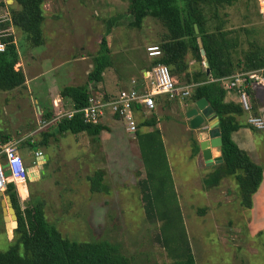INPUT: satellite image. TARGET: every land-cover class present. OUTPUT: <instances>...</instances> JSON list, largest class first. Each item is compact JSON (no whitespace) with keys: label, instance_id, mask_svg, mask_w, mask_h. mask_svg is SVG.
Here are the masks:
<instances>
[{"label":"trees","instance_id":"1","mask_svg":"<svg viewBox=\"0 0 264 264\" xmlns=\"http://www.w3.org/2000/svg\"><path fill=\"white\" fill-rule=\"evenodd\" d=\"M45 1L16 0L19 9L11 12L13 25L26 34L32 46H39L44 42L42 23ZM128 1L132 27H141L145 18L151 16L165 29L160 42L163 55L156 59L153 65L166 64L173 76L179 77L186 84H194L189 101L206 99L219 118L223 161L211 166V171L203 179L205 187L207 189L218 187L224 178L232 177L238 185L242 205L247 209L253 208V195L263 182L264 169L247 150L242 149L234 141L232 135L242 127H249L254 131L259 129L243 122L241 118L247 114L248 119V113L242 105L238 101H227V91L221 83L210 80L203 65L205 58L201 54L198 41L201 38L213 79L261 69L264 74V23L252 21L250 11L252 0H246L245 7L248 12L244 14V18L247 21L239 26H229L228 12V8L234 7L239 0ZM1 5L7 6L4 1ZM260 12L258 6L254 15L262 16ZM195 25L198 26V32ZM2 28L4 25L0 24V29ZM2 41L7 47L5 51L0 52V90H13L23 86L26 77L21 69H16L20 54L14 37L12 35L3 37ZM188 55L200 66L193 78L188 73L183 75L188 69ZM110 65L109 48L106 39H103L101 49L94 58V69L89 74V81H100L103 71ZM249 93L253 105L252 114L260 116L256 92L250 89ZM61 95L70 97L75 109H82L88 103L89 90L87 86H66ZM138 108L139 106L135 107ZM55 115L48 113L44 118L49 120ZM115 115L122 119L121 115ZM144 126L153 127V130L142 132L141 128ZM106 129L107 126L102 123L86 122L82 112H76L73 117H63L47 130L41 131L39 141L33 143L28 140L21 146L30 149L48 146L50 138H57L58 135L68 132L72 134L85 132L92 137L93 142H99L101 132ZM136 138L147 169V179L142 182L146 189L143 197L146 201V212L150 217H156L157 213L163 221L160 237L162 236L164 246L174 249L177 259L175 264H196L189 242L186 241L185 244L181 239L185 234L181 222L183 219L180 220L181 230L177 229L179 225H176L175 220L168 219L171 207L165 201L174 181L162 133L157 127V119L152 117L139 123ZM0 139L7 141L9 137L0 133ZM200 151L198 140L192 138L191 156L196 157ZM88 180L91 191H104L101 171H96ZM7 191L17 212L19 226L14 230L13 245L7 251H0V264H132L131 258L122 252L117 243L107 239L76 241L65 237L56 225L47 219L44 202L33 200L22 208L14 183L8 185ZM21 192L26 196L23 191Z\"/></svg>","mask_w":264,"mask_h":264},{"label":"rangeland","instance_id":"2","mask_svg":"<svg viewBox=\"0 0 264 264\" xmlns=\"http://www.w3.org/2000/svg\"><path fill=\"white\" fill-rule=\"evenodd\" d=\"M110 1L112 3L108 8ZM110 1H107L106 6L99 4L97 0H87L85 4L93 7L92 12L94 8L98 9L100 15L95 16V20L103 22L105 27H110L114 21H128L123 14L129 12V1ZM257 2L251 1V19L262 24L264 16L254 15L258 6L260 11V2ZM245 3L246 0H239L234 7L228 8L229 26L246 23L244 14L248 11ZM57 5L55 0H46L43 4L42 25L47 27L46 30L52 28L51 21L53 13H57ZM18 9L16 1L8 8L0 4V24L4 25V28L0 29V35L2 38L12 35L14 40L19 42L20 50L28 52L33 46L28 42L26 34L15 27L11 20V12ZM86 14L88 16V11ZM62 16L66 18L67 14ZM105 18L109 21L105 22ZM90 19L94 20V17ZM75 22L78 23L77 20ZM153 22H156V25ZM79 28L82 29L83 26L79 24ZM134 29H143L144 34L154 29L165 31L162 24L151 16L145 18L141 27ZM47 33L46 36L43 34V37L51 42L52 30ZM49 44L47 48L53 45ZM33 85V90L27 95L29 100L40 96L36 83ZM25 91V87L19 86L1 93L0 122L3 126L16 125L20 128L24 125L21 129H32L43 120V116H40L38 124H24L23 121L28 117L27 104L24 101ZM40 104H35L36 114L39 113ZM246 118L247 114L241 119L247 123ZM37 119L38 117L35 123ZM123 124L127 128L125 121ZM49 127H44L42 131ZM260 131L264 132L262 129L255 130L256 138L259 137ZM192 132L195 138L196 133ZM134 135L135 133L126 131L123 127L118 129L116 136L122 146L121 155L113 154L115 146L113 141L109 140L106 147L108 154L105 156L99 145L100 141L93 142L89 135V141H84L88 148L84 155L65 157L61 150L62 156H55V163L50 168L53 171L46 169V175H42L40 180L22 185L20 190H17L18 194L20 191L26 194H19L20 202L22 208L33 200L44 202L47 219L56 225L65 237L76 241L110 240L121 247L122 252L131 258L132 264H175L177 259L174 249L164 246L162 236L160 237L163 221L157 213L156 217H150L145 209L146 201L143 197L146 189L142 182L147 179V169L138 149L139 143L135 139L130 143ZM72 136V133H68L67 136H61V139L64 143H70ZM53 139L50 138L49 143L55 142ZM186 143L187 147L179 149L167 146L174 185L170 188L165 203L171 207L168 219L175 220L176 225H179L177 229L181 230L183 223L185 234L181 239L185 244L186 241L189 242L196 264H264V204L254 206L253 200L254 210L245 208L241 203L238 185L232 177L224 178L218 187L207 189L203 179L209 173V165H199L198 159L191 156L192 139L191 142L190 138L187 139ZM258 143L260 144V140ZM42 149L51 153L49 145ZM77 151L80 153V150ZM71 152L76 154L74 148ZM255 158L260 160L256 162L264 167L260 152L256 153ZM25 162L26 165L30 164V161ZM98 170L103 173L102 185L105 188L102 192H93L88 178ZM13 240L14 236H9L5 227L0 197V251H7L13 245Z\"/></svg>","mask_w":264,"mask_h":264},{"label":"crops","instance_id":"3","mask_svg":"<svg viewBox=\"0 0 264 264\" xmlns=\"http://www.w3.org/2000/svg\"><path fill=\"white\" fill-rule=\"evenodd\" d=\"M15 1L16 0H6L7 6L5 5V8H8L9 5H14ZM97 1L99 4L106 6L107 1L110 0ZM56 2H58L59 6L57 5V13H53V20L51 21L53 22L52 28L46 30L47 27L42 25L43 34L45 36L48 34V31L52 30L50 34L51 42H48L47 38L44 36L45 42L43 44L30 47L31 50L28 52L27 50L22 52L19 48V42L16 39L14 40L19 48L20 54V60L16 69H21L26 77V81L23 85L26 90L24 101L27 104L26 110L28 112L27 120L23 121L25 125L38 124L40 116H43V120L48 122L51 119L46 120L44 118L45 114H56L61 111H70L74 109L73 100L70 97H63L61 95V91L66 86H87L89 98L99 94L107 98H112L117 96L123 89L129 90L135 88L141 93L150 89L152 83L151 71L154 66L153 62L156 59L149 57L146 48L153 44L160 46L164 31H156L154 29V31L152 30L148 34H144L143 29H134V27H131L132 19H129L131 17L127 12L124 13L123 16L127 18L128 21H114L110 27H105L103 22L95 20V16H99L100 13L97 11V8H94L95 10L92 12L91 8L93 7L85 4L87 0H55V3ZM93 3L95 4V2ZM111 3V1L108 3V8H110L109 6H111ZM86 11H88V16ZM63 14H67L66 18L62 16ZM92 15H94V20L90 19V17L93 19ZM76 20L78 23L75 22ZM104 21L106 22L109 20L105 18ZM153 23L156 25V22ZM79 24L83 26L82 29L79 28ZM90 26H92V28H90ZM103 39H106V44L109 48L111 65L103 71L100 81H89V74L94 69V58L101 49ZM49 43L53 44L51 48H47L50 46ZM48 49H50V51H47ZM187 61L188 69L183 75L188 73L189 76L193 78L200 66L195 63L190 55L187 56ZM174 77L179 83L186 84L185 81H181L179 77ZM35 83L37 90L40 92L38 95L40 96L29 100L27 95L31 93L34 87L33 84ZM253 90L256 92V99H258V111L260 116L264 117V88L258 86L253 88ZM3 91L9 92L11 90H0V100H2L1 93ZM155 99L156 107L154 109L146 108L140 103L134 104V108L139 106L138 109H134L135 120L138 126L139 123L152 117L157 119V127L162 133V140L167 158V146L169 145L173 149H179L184 146L187 147V139L190 138L191 142V139L194 138L192 131H195V138L201 146V141L198 136L199 130L191 127V119L188 116V111L195 107V102L189 101L188 99L173 100L165 95H158ZM226 100L237 102L238 97L235 92H228ZM37 102L41 103L40 108L37 107L39 111L38 114L35 113V104ZM36 117H38V121L35 123ZM101 123L108 128L103 130L100 135L99 145H101V150L106 156L108 154L106 147L108 146L109 140H111L115 146L113 154L121 155L122 146L118 141L116 133L120 127L128 131L123 124V120L107 112L106 115L103 116ZM51 124L53 123H50L49 126ZM39 125L32 129H21L24 125L18 128L16 125L15 127L10 125L3 126L0 122V133L8 136L9 140L17 143V148L23 158H25L26 161H30V164L27 165L30 170L33 169L32 162L35 157V152L37 151L41 150L43 152L44 158L40 160L41 163H43L41 173L42 175H46V169L53 171V169L50 168L52 164L55 163V156L61 154V150H63V156L65 157L68 155H76L75 157H77L84 155L86 149H88L84 141H89L90 137L86 135L85 132L73 134L70 138V143H64L61 139V136H67L69 132L61 136L58 135L57 138L53 139L55 142L48 144L51 148V153L43 151V147L35 149H30L26 146L22 147V143L28 140L33 143L40 140V133L43 129H39ZM206 125L207 123H205V126ZM141 130L142 132H149L153 130V127L144 126ZM255 134L256 132L251 128L242 127L238 131H235L232 136L234 141L242 149L247 150L256 161L255 155L258 152H260V155H262L264 159V132H259V139L255 137ZM20 135L22 137H20ZM132 139H135L138 143L136 132L130 139V143H133V141H131ZM259 140L260 144L258 143ZM59 144L61 146H59ZM72 148H74L76 154L71 152ZM77 149L80 150V153ZM138 149L140 151L139 147ZM46 155H49V159H46ZM195 158L198 159L199 165L200 163L201 165L206 163L203 158L202 149ZM257 161L260 162V160ZM210 171L211 166H209L208 172ZM34 178L35 175L31 173L27 184L40 180ZM253 200L254 206L264 204V179L259 190L253 195ZM254 208L255 207H253L252 210H254Z\"/></svg>","mask_w":264,"mask_h":264},{"label":"built area","instance_id":"4","mask_svg":"<svg viewBox=\"0 0 264 264\" xmlns=\"http://www.w3.org/2000/svg\"><path fill=\"white\" fill-rule=\"evenodd\" d=\"M5 0H0L1 2ZM260 11L264 15V0H259ZM7 44L2 41L0 35V52L6 50ZM149 57L158 59L163 55V51L159 45L153 44L146 48ZM203 65L205 66L204 62ZM151 87L147 91L141 93L135 88L129 90H121L119 94L112 98H107L103 95H94L88 99V104L80 109H72L70 111H61L56 113L50 121H41L39 129H43L50 123H55L63 117L71 118L76 112H82L84 120L88 123L99 124L102 122L103 116L107 112L112 115L119 114L122 120L127 124V130L135 133L137 122L135 120L134 104L140 103L146 108L154 109L156 107V96L165 95L173 100H185L191 96L194 84H181L172 75L168 65L159 63L153 66L151 71ZM211 81L220 82L222 87L228 92H235L238 97V102L243 109L248 113L247 123L256 129L264 130V117L254 116L252 114V99L249 93L250 89L255 87H264L263 70L252 72H237L230 76H225L220 79ZM44 158L43 152H35V157L32 162V170L26 165V162L17 148V143L11 140L3 141L0 139V191L7 190L10 183H14L17 190H20L22 185H27L30 174L35 175L34 179H41L42 164L41 159ZM41 163V164H40ZM9 170L10 174L6 175ZM21 196V191H20Z\"/></svg>","mask_w":264,"mask_h":264},{"label":"water","instance_id":"5","mask_svg":"<svg viewBox=\"0 0 264 264\" xmlns=\"http://www.w3.org/2000/svg\"><path fill=\"white\" fill-rule=\"evenodd\" d=\"M196 32H198V26L195 25ZM201 47V54L205 58L204 64L206 67V73L210 75V69L206 62L205 50L201 38L198 39ZM201 111V112H199ZM188 116L191 119L190 125L193 129L199 130L198 136L201 141V149L203 158L207 165L212 166L223 161L222 157V137L219 127V118L213 111V108L208 104L206 99H200L195 102V107L188 111ZM205 123L207 125L205 126ZM49 159V155L45 156ZM10 171H6V175H9ZM1 204L3 207L4 219L6 222V229L8 235L13 237L14 230L19 226V220L17 212L13 206L10 195L7 190L0 191Z\"/></svg>","mask_w":264,"mask_h":264}]
</instances>
